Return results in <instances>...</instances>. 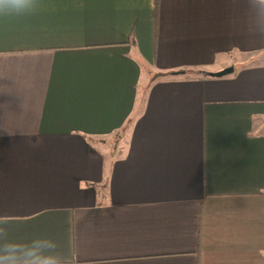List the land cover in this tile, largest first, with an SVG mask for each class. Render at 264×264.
Here are the masks:
<instances>
[{
    "label": "crops",
    "instance_id": "0c3cea01",
    "mask_svg": "<svg viewBox=\"0 0 264 264\" xmlns=\"http://www.w3.org/2000/svg\"><path fill=\"white\" fill-rule=\"evenodd\" d=\"M253 59L256 0H39L0 17V227L57 240L68 264H264Z\"/></svg>",
    "mask_w": 264,
    "mask_h": 264
},
{
    "label": "clouds",
    "instance_id": "9594fccd",
    "mask_svg": "<svg viewBox=\"0 0 264 264\" xmlns=\"http://www.w3.org/2000/svg\"><path fill=\"white\" fill-rule=\"evenodd\" d=\"M264 5V0H256ZM39 0H0V17H21L34 13ZM6 223V222H5ZM0 264H68L57 240L37 236L27 240L13 238L0 227Z\"/></svg>",
    "mask_w": 264,
    "mask_h": 264
},
{
    "label": "water",
    "instance_id": "95a60500",
    "mask_svg": "<svg viewBox=\"0 0 264 264\" xmlns=\"http://www.w3.org/2000/svg\"><path fill=\"white\" fill-rule=\"evenodd\" d=\"M234 70H235V67L231 65V66H228L226 68H223L222 70L208 71L207 73L211 76H223V75H226V74L233 72Z\"/></svg>",
    "mask_w": 264,
    "mask_h": 264
},
{
    "label": "rangeland",
    "instance_id": "374dc122",
    "mask_svg": "<svg viewBox=\"0 0 264 264\" xmlns=\"http://www.w3.org/2000/svg\"><path fill=\"white\" fill-rule=\"evenodd\" d=\"M252 62H257V61H259V63L260 62H263L264 60L263 59H253V60H251ZM246 64H243V63H241V62H237V66L240 68V67H243V66H245ZM116 142H117V144L119 143V137H116ZM123 143V142H122ZM124 145L122 144V147H123ZM97 175V174H96ZM1 201V200H0Z\"/></svg>",
    "mask_w": 264,
    "mask_h": 264
},
{
    "label": "trees",
    "instance_id": "16d2710c",
    "mask_svg": "<svg viewBox=\"0 0 264 264\" xmlns=\"http://www.w3.org/2000/svg\"><path fill=\"white\" fill-rule=\"evenodd\" d=\"M170 73H174V72H170ZM117 133H118L119 137H122V135H123V131L122 130H119Z\"/></svg>",
    "mask_w": 264,
    "mask_h": 264
}]
</instances>
